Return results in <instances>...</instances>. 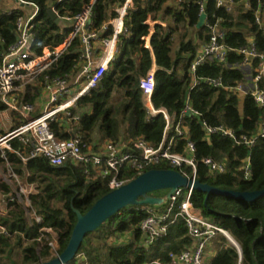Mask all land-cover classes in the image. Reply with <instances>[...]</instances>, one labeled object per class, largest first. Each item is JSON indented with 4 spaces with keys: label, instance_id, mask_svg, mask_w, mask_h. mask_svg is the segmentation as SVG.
<instances>
[{
    "label": "trees",
    "instance_id": "obj_1",
    "mask_svg": "<svg viewBox=\"0 0 264 264\" xmlns=\"http://www.w3.org/2000/svg\"><path fill=\"white\" fill-rule=\"evenodd\" d=\"M39 5L40 11L34 19L35 40L32 50L40 53L44 46H56L64 41L71 27L62 24L50 14L51 5L47 0H29ZM90 0H61L57 9L61 15L74 16ZM126 0H97L91 19L93 29L101 26L117 15L116 8ZM199 0H133L127 10L124 22L130 34L119 36L120 52L100 80L98 86L83 95L73 112L81 113L80 121L74 124L73 131H67L59 121L52 123V129L60 138L81 135L88 144L96 138L118 141L121 137H144L150 144L158 146L163 138L165 119L162 114L149 115L144 105L140 78L145 76L155 63L158 69L154 77L156 88L153 103L156 108L166 107L172 114L181 115L186 101L202 115L183 114V125L188 130L187 137H176L175 150L183 151L188 139L195 143L194 157L197 164L195 177L204 183L229 190H257L264 188V138H259L249 149L238 144L233 138L213 133L207 136L203 121L209 125L223 124L235 130L238 136L249 137L257 134L264 121V107L258 106L253 97L241 96L231 87L245 81V73L238 67L244 54L237 50L250 44L253 39L258 51H264V27L255 21L258 0H234L230 5L217 6V0H206L208 19L213 15L220 19L219 28L224 32L222 42L232 49L228 52V62L206 61L196 69V76L222 77L225 87H215L201 82L190 88L194 75L189 66L197 50L206 43L211 30L199 21ZM264 2V0H262ZM3 0L0 1V56L17 40L16 19L23 13L18 5L8 13ZM151 23H153L151 25ZM112 25L102 37H110ZM150 39L151 48L146 47ZM80 37H76L66 52L50 70L42 74L36 82L28 85L25 101L34 103L43 93L45 76L75 74V66L81 53ZM254 68L259 59L252 60ZM264 88V78L261 81ZM116 101L114 102V100ZM176 134L174 129L170 135ZM15 152L9 154L14 169L26 175L28 181L37 184V191L29 198L33 210L42 217V222L29 221L25 211L17 205L8 215L1 217V224L9 234H0V252L11 255L20 247L23 264H37L49 260L50 250L46 243L38 240L42 227H52L59 235V253L70 240L77 222L75 209L87 212L92 205L111 191L106 180H88L84 165L65 162L61 166L51 165L43 157H29L23 163L22 157L29 150L17 140L12 141ZM250 157L251 176L245 178L243 165ZM212 158L224 166L223 171H211L204 163ZM3 160L0 157V164ZM153 168L170 169L168 163ZM151 169V168H149ZM147 169V170H149ZM192 177L193 170L184 165L177 168ZM131 179L137 176L128 172ZM0 186L6 192L11 187ZM152 195V192L149 193ZM161 197V196H160ZM159 204L166 208V197ZM166 198V199H165ZM192 201L195 207L208 220L226 229L234 237L240 248L229 242L222 234L211 239L216 252L208 258L209 264H264V196L255 200L244 199L194 189ZM147 213L141 205H129L109 218L99 228L85 235L78 252H84L89 264H146L155 261L167 263L171 252H180L191 244L185 218L177 215V210L168 220V231L153 245L142 244V232L138 227ZM124 241H119L123 234ZM14 238L13 243H11ZM0 264H6L1 262ZM16 264V263H15ZM18 264V263H17ZM68 264H75L72 261Z\"/></svg>",
    "mask_w": 264,
    "mask_h": 264
},
{
    "label": "built area",
    "instance_id": "obj_2",
    "mask_svg": "<svg viewBox=\"0 0 264 264\" xmlns=\"http://www.w3.org/2000/svg\"><path fill=\"white\" fill-rule=\"evenodd\" d=\"M1 1V0H0ZM51 9L57 15V19L62 23L72 22L71 30L62 43L56 46H44L40 53L32 50L35 40L34 19L40 11V7L33 1L16 0L22 7L33 8L32 13L25 12L19 14L16 19L17 40L5 49L0 56V111L1 106L10 111L19 113L21 124L9 131H3V124L0 122V157L8 170L7 176L17 182V192L12 194V190L6 192L0 186L2 198L0 199V234L9 235L8 228L1 224V217L4 216L5 209L12 208L16 204V196L26 195L25 208L32 210V219L37 223L42 222V217L32 208L29 194L33 192V184L22 185L19 181V174L14 169L9 154L15 152L12 141L17 140L22 146L29 150L28 155L22 157L23 163H27L29 157H43L51 165L61 166L65 162L73 165H84V174L88 180H106L111 190L118 188L131 180L128 172L137 175L149 168L168 163L172 168L177 169L184 165L190 166L195 177L197 164L194 157L196 150L195 143L188 139L183 151L175 150L176 137H187L188 130L183 125V114L202 115L200 111L191 107L189 99L186 101L182 114H172L166 107L156 108L153 103V94L156 88L155 71L150 70L145 76L140 78L139 86L143 91L144 105L149 115L162 114L165 119L163 138L158 146L150 144L144 137L139 136L125 141H107L101 145L98 152H94L91 144H87L83 137L78 134L70 138L58 137L52 129V123L63 121H79L80 114L74 113L79 99L87 94L91 89L98 86L104 73L109 70L111 63L116 59L120 51L119 36L130 34V30L125 26V16L127 10L133 5V0H126L123 5L116 8L117 15L105 22L101 28L93 29L91 19L94 15V7L97 0L86 2L80 12L74 16L61 15L57 9V4L61 0H47ZM234 0H217V6L230 5ZM206 0H199V13H206ZM246 5L251 6L250 0H246ZM11 12L10 9L7 10ZM220 19L213 15L212 19L205 21V25L211 30L209 40L200 46L194 60L189 66V71L194 75L190 88H194L201 82L208 83L215 87H225L222 77L196 76L198 66L206 61L228 62V52L232 48L221 39L224 32L219 28ZM255 21L264 27V2L258 0L255 11ZM112 25L113 32L110 37H102L101 34ZM80 37L81 41V63L75 66V74H65L64 76H45L44 87L47 91L48 100L37 115L33 114L34 104L26 102V90L28 85L36 81L42 74L56 65L60 57L66 52L72 41ZM100 43L99 45H97ZM244 54L242 63L238 67L249 66L250 75L243 83L231 87L239 95H249L253 97L255 103L264 107V88L261 81L264 78V51H258L253 39L250 44L237 50ZM96 52H101L96 57ZM259 59V63L254 68L253 59ZM227 88V87H225ZM207 136L219 133L223 136L233 138L238 144H243L247 149L251 148L259 138H264V121L259 125L256 135L249 137L242 134L238 136L234 129L223 124L212 126L203 121ZM174 129L176 134L170 135ZM211 171H223L224 166L214 161L212 158H205ZM246 179L251 176L250 157H247L243 165ZM192 188H177L168 198L169 203L166 208L159 204L141 205L147 213L139 223L138 227L142 232V244L144 246L153 245L160 237L168 231V220L177 210V215L185 218L188 234L192 238L191 244L180 252H171L170 261L162 263L155 261L146 264H209L211 239L222 234L231 244L239 247L234 237L226 229L208 220L195 207L192 201ZM14 207V206H13ZM38 240L46 243L50 250V256L56 257L59 253V235L52 227H42ZM126 238H120L124 241ZM75 264H89L88 256L84 252H78ZM238 264H243L240 258Z\"/></svg>",
    "mask_w": 264,
    "mask_h": 264
},
{
    "label": "water",
    "instance_id": "obj_3",
    "mask_svg": "<svg viewBox=\"0 0 264 264\" xmlns=\"http://www.w3.org/2000/svg\"><path fill=\"white\" fill-rule=\"evenodd\" d=\"M49 11L52 17L57 19L54 10L50 9ZM206 18L207 13L204 12L200 15L197 23L198 28L205 25ZM187 114H190V111ZM185 187L202 190L207 193V196L217 193L247 201H255L264 196V188L252 191L223 189L204 183L196 177H189L174 168H151L99 198L87 212L82 213L75 209L77 222L66 248L58 256L37 264H68L74 261L85 235L99 228L121 209L129 205L161 204L164 198L149 193L169 189L167 195L169 198L175 189Z\"/></svg>",
    "mask_w": 264,
    "mask_h": 264
},
{
    "label": "crops",
    "instance_id": "obj_4",
    "mask_svg": "<svg viewBox=\"0 0 264 264\" xmlns=\"http://www.w3.org/2000/svg\"><path fill=\"white\" fill-rule=\"evenodd\" d=\"M99 44L100 43H98L97 45H99ZM146 47L151 48L150 39L148 37L146 39ZM100 55H101V52H96V54H95L96 57H99ZM79 63H81L80 58H79V61L77 62V64H79ZM157 69H158V66L154 63L151 70L156 71ZM240 69H242L244 71L246 78H249V75L251 73L249 66H241ZM76 71H77V69H76ZM34 82H36V81H34ZM34 82H32V83H34ZM46 93H47V91L45 90V87L43 86V93L38 98V100H36L34 103H32V104H34V107H35L34 110H33V114L34 115H37L38 113H40L42 111L43 107H44V104L47 102L48 97H47V94ZM115 101H116V99L114 100V102ZM76 108H74V109H76ZM75 113L80 114L82 116L81 113H78V112H75ZM0 122L3 124V131L5 132V131H9V130H12V129L18 127L21 124L22 121H21V116L19 115V113L14 112V111H10L6 107L1 106ZM77 122L78 121H70V122L69 121H63V119L59 121L60 125L64 126L65 129L67 131H69V132L70 131H73L75 129L74 128V124L77 123ZM128 139H131V138L124 139V137H121L118 141H115V142L125 141V140H128ZM107 141H110V139L105 138V139L102 140L101 138H96L94 140V142H93L94 145L91 144L93 151L94 152H98V150H99L98 148L101 145H103L105 142H107ZM111 141H113V140H111ZM121 237L122 238L125 237L126 239L128 237V239H129V235L126 234V233L123 234ZM209 251H210V258H212L215 255L216 252L214 251V249L212 248V246H211V248H210Z\"/></svg>",
    "mask_w": 264,
    "mask_h": 264
},
{
    "label": "rangeland",
    "instance_id": "obj_5",
    "mask_svg": "<svg viewBox=\"0 0 264 264\" xmlns=\"http://www.w3.org/2000/svg\"><path fill=\"white\" fill-rule=\"evenodd\" d=\"M3 3L6 6V8H9V9L17 7L19 5L16 2V0H3ZM23 9L25 10V12H28V13H32L33 12V8H31V7H24ZM62 24L66 25V23H62ZM68 24L71 25L72 22H70ZM152 24L153 23H151V25ZM7 173H8V170H7L6 166L4 164H0V181H1V183H5L6 185L10 186L11 189H12V194H13V193L17 192L18 185H17V182L15 180H11V179L8 178ZM19 181H20V183L22 185H28V186L31 185V182L28 181V177L26 175H20L19 174ZM34 191H37V184L36 183L33 184V192ZM168 192H169V189H162V190L153 191L152 195L168 198L167 197ZM30 195L31 194H29V196ZM1 198H2V193L0 192V199ZM26 199H27L26 195H23L21 198L16 196V202L17 203L14 204L13 206L15 207L17 205L18 207H21L25 211V214H26L28 220L32 221L33 220L32 216H31L32 210L31 209L27 210L25 208ZM13 206H12V208H13ZM12 208H8V210L5 209L4 216L8 215L9 211ZM13 240H14V238H12L11 243H13ZM8 254H9L8 253V249H7L6 252H0L1 262H4L6 264H15V263L16 264L17 263L18 264H23V262H22V253H21L20 247L19 248L16 247L13 250L11 255H8Z\"/></svg>",
    "mask_w": 264,
    "mask_h": 264
}]
</instances>
